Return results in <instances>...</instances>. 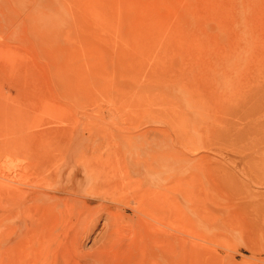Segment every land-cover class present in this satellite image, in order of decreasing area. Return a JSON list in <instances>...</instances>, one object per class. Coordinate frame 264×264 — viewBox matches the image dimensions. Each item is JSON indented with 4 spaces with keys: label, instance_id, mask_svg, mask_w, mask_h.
<instances>
[{
    "label": "rangeland",
    "instance_id": "rangeland-1",
    "mask_svg": "<svg viewBox=\"0 0 264 264\" xmlns=\"http://www.w3.org/2000/svg\"><path fill=\"white\" fill-rule=\"evenodd\" d=\"M0 240L264 264V0H0Z\"/></svg>",
    "mask_w": 264,
    "mask_h": 264
},
{
    "label": "bare ground",
    "instance_id": "bare-ground-1",
    "mask_svg": "<svg viewBox=\"0 0 264 264\" xmlns=\"http://www.w3.org/2000/svg\"><path fill=\"white\" fill-rule=\"evenodd\" d=\"M202 83H203V82H202ZM227 84H228V83H227ZM196 103H197V102H196ZM167 123H168V122H167ZM166 126H167V125H166ZM261 147H262V146H261ZM100 151H101V150H100ZM94 152H95V151H94ZM83 155H84V154H83ZM87 155H88V154H87ZM98 155H99V154H98ZM80 156H81V155H80ZM99 156H100V155H99ZM105 156H106V155H105ZM158 156H159V155H157L156 158H158ZM92 157H93V156H92ZM152 157H153V156H152ZM160 157H161V156H160ZM160 157H159V159H160ZM95 159H97V158H95ZM99 159H100V158H99ZM99 159H98V160H99ZM152 159H153V158H152ZM164 159L166 160V158H164ZM78 160H79V163H80V160H81V159H78ZM84 160H85V157H84ZM91 160H93V158H91L90 161H91ZM109 160H110V159H109ZM157 160H158V159H157ZM161 160H163V159H160V160H158V161H161ZM69 161H70V160H69ZM82 161H83V160H81V162H82ZM87 161H88V160H87ZM94 161H96V160H94ZM94 161H93V162H94ZM99 161L101 162V160H99ZM106 161H107V159H106ZM167 161H168V160H167ZM77 162H78V161H77ZM91 162H92V161H91ZM107 162H108V161H107ZM79 163H78V164H79ZM82 163H83V162H82ZM157 163H158V162H157ZM161 163H163V162H161ZM161 163H160V164H161ZM67 164H68V163H67ZM67 164H66V165H67ZM80 164H81V163H80ZM89 164H90V162H89ZM64 165H65V164H64ZM90 165H91V164H90ZM167 165H168V164H167ZM35 166H36V165H35ZM37 166H38V165H37ZM37 166H36V167H37ZM62 166H63V165H62ZM67 166H68V165H67ZM79 166H80V165H79ZM91 166H92V165H91ZM103 166H104V165H103ZM162 166H163V165H162ZM36 167H35V168H36ZM40 167H41V166H40ZM63 168H65V167H63ZM74 168H75V167H74ZM87 168H88V166H87ZM67 169H68V168H67ZM81 169H82V168H81ZM31 170H32V169H31ZM39 170H41V169H39ZM88 170H89V168H88ZM33 171H34V170H33ZM92 171H93V169H92ZM86 172H87V171H86ZM38 173H39V172H38ZM40 173H41V172H40ZM40 173H39V174H40ZM59 173H62V171H61V172L56 171V175H57V176L59 175ZM88 173H89V172H88ZM92 173H93V172H92ZM29 174H30V173H29ZM65 174H66V173H65ZM30 175H31V174H30ZM37 175H38V174H37ZM56 175H55V176H56ZM62 175H63V174H62ZM62 175H61V176H62ZM95 175H97V174H95ZM86 176H87V175H86ZM86 176H85V177H86ZM100 176H101V174H100ZM102 176H103V175H102ZM102 176H101V177H102ZM106 176H108V174H107ZM111 176H112V175H111ZM72 177H73V175H72ZM89 177H90V179H91V176H89ZM93 177H94V176L92 175V178H93ZM61 178H62V177H61ZM70 178H71V177H70ZM94 178H95V177H94ZM72 179H73V178H72ZM74 179H75V178H74ZM88 179H89V178H88ZM59 180H60V179H59ZM59 180H58V182H59ZM78 180H79V179H78ZM95 180H96V179H95ZM106 180H107V179H106ZM25 181H26V180H25ZM62 181H63V180H62ZM69 181H70V180H69ZM75 181H76V180H75ZM97 181H98V180H97ZM58 182H57V183H58ZM81 182H82V181H81ZM88 182H89V181H88ZM105 182H106V181H105ZM57 183H56V185H57ZM90 183H91V182H90ZM90 183H89V184H90ZM103 183H104V180H103ZM107 183H108V181H107ZM111 183H112V182H111ZM62 184H63V182H62ZM62 184H61V185H62ZM105 184H106V183H105ZM109 184H110V183H109ZM40 185H41V184H40ZM76 185H78V184H76ZM82 185H83V184H82ZM92 185H93V184H92ZM51 186H52V185H51ZM101 186H102V184H101ZM35 187H36V186H35ZM96 187H97V186H96ZM102 187H103V186H102ZM61 188H63V187L61 186ZM71 188H73V187H71ZM71 188H70V189H71ZM58 189H59V188H58ZM165 189H167V188H165ZM78 190H79V189H78ZM92 190H93V189H92ZM59 191L61 192L60 189H59ZM80 191H81V190H80ZM80 191H79V192H80ZM60 192H59V193H60ZM94 192H95V191H94ZM97 192H99V191H97ZM23 193H24V192H23ZM56 193H57V192H56ZM75 193H76V192H75ZM21 194H22V193H21ZM24 194H25V193H24ZM27 194H28V193H27ZM27 194H26V195H27ZM26 195H24V196H26ZM29 195H30V194H29ZM32 195H33V194H32ZM32 195H30V196H32ZM163 195H164V194H163ZM76 196H78V195H76ZM165 198H167V195H166ZM26 199L28 200V196H27ZM24 200H25V199H24ZM156 200H157V199H156ZM28 201H29V200H28ZM25 202H26V201H25ZM158 205H159V204H158ZM163 206H164V205H163ZM33 207H34V206H33ZM38 210H39V209H38ZM29 211H30V209H29ZM49 211H50V210H49ZM49 211H48V212H49ZM27 212H28V211H27ZM27 212H26V213H27ZM26 213H24V215H25ZM28 213H29V212H28ZM45 213H46V212H45ZM26 217H28V215H27ZM44 217H45V216H44ZM163 217H164V216H163ZM26 219L28 220L29 218H26ZM31 219H32V218H30V220H31ZM30 220H28V222H29ZM33 221H34V218H33ZM31 222H32V220H31ZM35 223H37V221H36ZM28 225H29V224H28ZM37 225H38V223H37ZM34 226H35V224H34ZM28 228H30V225H29ZM28 228H27V229H28ZM30 229H31V228H30ZM30 229H28V230H30ZM28 230H27V231H28ZM37 231H38V230H37ZM28 232H29V231H28ZM21 233H22V232H21ZM26 234H27V232H26ZM12 236H13V235H12ZM18 236H19V235H18ZM25 236H26V235H25ZM25 236H24V237H25ZM36 236H37V235H36ZM10 238H11V237H10ZM10 238H9V239H10ZM22 238H23V237H22ZM12 239H13V238H12ZM33 239H34V238H33ZM17 240H18V239H17ZM22 240H23V239H22ZM0 241H1V240H0ZM6 241H7V239H6ZM15 241H16V240H15ZM15 241H13V242H15ZM18 241L20 242L21 240H18ZM18 241H17V243H19ZM0 243H1V242H0ZM14 244H16V243H14ZM34 244H36V242H35ZM34 246H35V245H34ZM8 247H9V246H5L6 249H8ZM13 248H14V247H13ZM3 249H4V247H3ZM7 252H8V251H7ZM10 253H11V252H10ZM12 254H13V253H12ZM7 255H8V254H7ZM13 255H14V254H13ZM5 256H6V255H5ZM9 260H10V259H9ZM7 263H9L8 260H6V263H5V264H7ZM24 263H25V262H24ZM1 264H2V263H1ZM3 264H4V263H3ZM10 264H11V263H10Z\"/></svg>",
    "mask_w": 264,
    "mask_h": 264
}]
</instances>
